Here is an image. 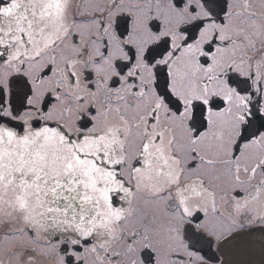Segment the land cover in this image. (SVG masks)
<instances>
[{"label":"snow or ice","instance_id":"1","mask_svg":"<svg viewBox=\"0 0 264 264\" xmlns=\"http://www.w3.org/2000/svg\"><path fill=\"white\" fill-rule=\"evenodd\" d=\"M0 264H264V0H0Z\"/></svg>","mask_w":264,"mask_h":264}]
</instances>
